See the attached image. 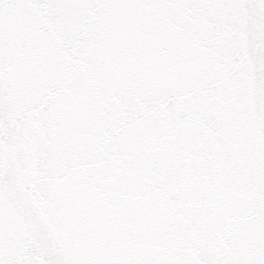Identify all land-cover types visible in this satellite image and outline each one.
Segmentation results:
<instances>
[{"label":"snow or ice","instance_id":"snow-or-ice-1","mask_svg":"<svg viewBox=\"0 0 264 264\" xmlns=\"http://www.w3.org/2000/svg\"><path fill=\"white\" fill-rule=\"evenodd\" d=\"M0 264H264V0H0Z\"/></svg>","mask_w":264,"mask_h":264}]
</instances>
